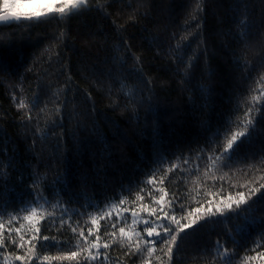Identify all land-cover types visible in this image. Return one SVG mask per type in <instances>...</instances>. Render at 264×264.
Instances as JSON below:
<instances>
[{"label":"trees","instance_id":"obj_1","mask_svg":"<svg viewBox=\"0 0 264 264\" xmlns=\"http://www.w3.org/2000/svg\"><path fill=\"white\" fill-rule=\"evenodd\" d=\"M129 2L131 0L115 3L107 18L90 14L71 21L66 26L70 28L69 38L65 41L67 46L62 50L54 47L51 56H41V53L58 33L55 24L33 29L30 36L17 41L13 50H3V59L17 73H0V171H7V176L0 175V193L6 192L13 202L31 199V186L37 177L46 178L41 180L47 186L46 194L67 187V194L62 195L64 200L71 195L70 208H79L86 199L102 202L105 196L118 193L122 186L145 178L144 173L151 167L156 148L165 150L169 156L179 152L187 155L189 149L195 150L211 135L205 131L206 126L215 130L228 118L233 97L247 88V82L241 79L242 71L234 63L233 52L237 56L244 53L242 59L254 65L253 78L261 71L260 61L264 59V24L260 22L264 5L261 0H247L249 19L256 26L251 47L246 50L237 41L234 23V16L239 18L240 12L235 6L244 0L209 3L202 34L214 74L210 95L200 91V85L207 83L203 57L191 78L185 81L175 56L168 54V49L174 47L181 36L195 32L196 22L188 15L194 0H146L151 5V14L137 23L128 18L130 9L124 5ZM113 20L116 25H124L123 35L143 60L145 79L151 80L148 85L151 98L145 92L143 103L135 111L119 93L116 80L108 77L109 72L115 75L123 71L127 75L132 69L131 59L122 70L112 61L111 47L116 43ZM186 20H189L188 24H185ZM8 32L1 27L0 39L9 38ZM152 37L157 38L156 43L152 42ZM198 39L185 43V60L196 48ZM156 44L160 45L159 49ZM37 57L40 59L34 65ZM29 67L32 71H27ZM68 75H71V82L65 86ZM21 76L24 77L22 82ZM129 80L135 83L134 76ZM110 83L113 85L111 96L107 91ZM61 87L67 89L63 118L48 117L46 120L40 109L46 104L47 109L56 107L50 97ZM34 94L39 95V103L31 112L33 120L22 122L28 114L27 108L19 109L18 100L14 102L12 97L16 95L19 99L22 96L30 101ZM73 113L77 114L75 119L71 118ZM37 116L41 129L48 124L45 138L37 133ZM52 119H56L55 125L50 123ZM262 145L264 120H259L251 142H246L241 152L259 151ZM5 165L9 167L5 168ZM260 174L264 173H257ZM57 177H63L64 183L53 185ZM237 178L243 182L241 175ZM179 187L186 192L193 185L181 182ZM261 207H264V200H258L254 205L257 209ZM56 214L59 216V212ZM254 214L264 216L262 211ZM230 227L229 221H223L190 230L181 242L175 264H210L211 257L200 256L199 252L205 247L211 248L218 239L229 249L236 248L233 264H241L245 249L252 246L256 232L264 226L250 229L249 236L243 239L236 237L239 246L233 245L228 236ZM116 254L113 252V256ZM135 264L140 261L136 259Z\"/></svg>","mask_w":264,"mask_h":264},{"label":"snow or ice","instance_id":"obj_2","mask_svg":"<svg viewBox=\"0 0 264 264\" xmlns=\"http://www.w3.org/2000/svg\"><path fill=\"white\" fill-rule=\"evenodd\" d=\"M117 2L123 3V0H0V25L9 30V38L0 39V73L17 74L3 59V50H13L17 41L30 36L33 29L55 24L58 33L41 53V56H51L54 47L62 50L67 46L65 41L69 38L70 28L66 26L71 21L90 14L107 18ZM210 2L216 0H194L188 15L196 22L195 32L181 36L175 46L168 49V54L175 56L178 69L182 68L185 81L191 78L203 57L207 83L200 85V91L208 95L212 92L214 74L202 28ZM261 4L264 5V0ZM124 7L130 9L128 18L133 23L147 19L151 14V5L146 0H131ZM235 7L240 9L239 18L234 16L237 41L246 50L251 47L256 25L249 19L247 0ZM260 22L264 24V8ZM112 23L116 40L111 47L112 61L122 70L131 59L132 69L127 75L123 71L115 75L109 72L108 77L116 80L119 93L135 111L143 103L145 92L151 98L148 87L151 80L145 79L143 60L123 35L124 25H116L114 20ZM188 23L186 20L185 24ZM197 37L196 48L185 60V43L190 44ZM151 39L156 43L157 38ZM172 39H176L175 34ZM156 47L159 49L160 45L156 44ZM243 55L237 56L233 52L234 63L243 73L241 79L247 82L246 90L233 97L228 118L215 130L206 126L205 131L211 135L195 150L189 149L187 155L179 152L169 156L165 150L156 148L151 167L144 173L145 178L122 186L118 193L105 196L102 202L86 199L79 208L68 206L73 203L71 195L68 200L63 199L62 193L67 194V187L46 194L47 186L41 183L46 178L33 179V192L28 200L13 202L6 192L0 193V264H135L136 259L140 264H175L181 242L190 230L229 221L228 236L233 245L239 246L236 237L243 239L249 236L250 229L264 226V216L254 214L264 212V207L254 208L258 200H264V174L257 175L264 173V145L259 151L241 152V147L250 143L256 133L257 122L264 120V59L260 61L261 71L253 78L255 67L249 60L242 59ZM39 59L37 57L33 64ZM132 76L135 83L129 80ZM23 79L21 76V82ZM70 82L71 75H68L65 86ZM66 90L61 87L51 93L50 102L56 107L47 109L46 104L40 109L46 120L48 117L63 118ZM23 91L21 87L20 92ZM107 91L111 96V83ZM88 98L91 99L90 94ZM12 99L18 100L19 109L27 108L28 114L22 122L31 123V112L38 106L39 95L34 94L30 101L22 96L18 99L16 95ZM76 115L73 113L71 118L75 119ZM35 119L37 133L45 138L48 124L41 129L39 117ZM50 123L55 125L57 121L52 119ZM0 175L7 176V171H0ZM238 175L243 177V182ZM177 177L179 179L174 180ZM181 182H191L193 187L181 191ZM63 183V177L52 182L53 185ZM113 252L117 254L113 256ZM245 252L240 258L241 264H264V227L256 232V239ZM199 255L210 256V264H233L237 251L218 239L211 248L202 249Z\"/></svg>","mask_w":264,"mask_h":264},{"label":"water","instance_id":"obj_3","mask_svg":"<svg viewBox=\"0 0 264 264\" xmlns=\"http://www.w3.org/2000/svg\"><path fill=\"white\" fill-rule=\"evenodd\" d=\"M1 27H4V26H3V25H0V28H1Z\"/></svg>","mask_w":264,"mask_h":264}]
</instances>
